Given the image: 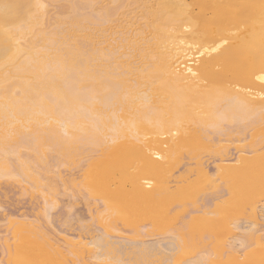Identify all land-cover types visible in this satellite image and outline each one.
Masks as SVG:
<instances>
[{
  "label": "bare ground",
  "instance_id": "bare-ground-1",
  "mask_svg": "<svg viewBox=\"0 0 264 264\" xmlns=\"http://www.w3.org/2000/svg\"><path fill=\"white\" fill-rule=\"evenodd\" d=\"M111 148L125 154L111 163ZM86 153L79 174L55 171ZM196 172L237 198L195 204L204 248L183 264H264V0H0V179L37 189L48 223L61 194L52 178H81L104 224L109 209L132 218L185 194ZM22 215L7 219L5 264H122L128 244L167 253L177 240L48 233Z\"/></svg>",
  "mask_w": 264,
  "mask_h": 264
},
{
  "label": "rangeland",
  "instance_id": "rangeland-1",
  "mask_svg": "<svg viewBox=\"0 0 264 264\" xmlns=\"http://www.w3.org/2000/svg\"><path fill=\"white\" fill-rule=\"evenodd\" d=\"M53 4H50L48 6L49 7L48 10H50V15H52V16H54L53 14L56 13V11L60 10L59 8H61V7H59L58 3H57L58 7H57L56 3H53ZM152 98H153L152 100H155L157 97L156 96H152ZM150 103H155V102L152 101ZM233 143L234 142H232L231 145H233ZM245 143H247V142H245ZM235 144H237V143H235ZM240 145H241V143H240ZM112 149H114V150H112ZM113 151H115V152L118 151V152H120V154H121V152H123L125 154V151L123 149L119 150V148H111V151L108 150V153L111 156L114 155L113 157L109 156V158L111 157L110 158V162L111 163H112V161L114 162L115 159L121 157V155L119 154V157L116 158V156H118V154H117V152L114 153ZM204 151H205V153H202ZM198 152L201 153L200 156H201V158L203 157L204 161H207L209 159V156H210V152L209 151H207L205 149H201V151L199 150ZM124 154L122 155L123 156L122 158H124ZM200 156H198V158H200ZM87 157L89 158L88 153L77 157L78 160H76V163L74 162V163L64 164L62 167H60V169H57L55 171H59L60 170L61 175L63 177L65 176L63 179L68 178L72 172L74 174H77V173L79 174L81 172L82 167L85 164V161H83V160H85ZM95 157H97V156H95ZM179 158H182V159H178L177 158L176 160H174L175 162L172 161V163L170 164V169L169 170H173L172 172L179 173V172H177L179 170L178 167L181 169L182 166H183L181 163L182 162L185 163L187 161V158H185V157H179ZM183 158H185V159H183ZM178 160H181L182 162L181 161L178 162ZM190 161L195 162L196 158H195V160L191 159ZM246 161L250 162L251 159L249 158V161L248 160H246ZM257 162H256L257 166L258 165L260 166V165L263 164L262 161H257ZM79 163H81V165H79ZM172 164H173V167H172ZM172 172L169 171V174H171ZM175 173H173V175ZM50 174H51L52 177L55 176L54 172L49 173V175ZM68 174H69V176H68ZM167 175H168V173H167ZM170 176H172V174ZM205 178H206V176H205L204 173H197L196 172L194 174V176H193V179L195 181H197V183H196V186L193 187V189L188 190L187 192H185V194L179 192V190H175L172 193L173 196H171V197L169 196L168 199H167V197H165L166 199L163 198L164 200L161 199L163 201H159V203L162 206L158 204V205H156V207L155 206H152V207L144 206L146 208L141 207L140 208L141 211L138 210V212H137L138 213L137 215L139 217L134 215V216H132V218L134 217L133 219L131 218V215L130 216L126 215L127 214V213H125V209L126 208H122L123 210L121 209V212L123 211L122 212L123 215L120 212L118 215H116V219L113 216L114 214L112 215V213H111L112 209H109V210H111V211H109L110 215H109V213L106 214L107 215V219H106V221L104 223L107 226L99 221L97 215H95L96 218L92 217V219H91L88 207L90 205H92V208L100 207L102 205L101 204L102 201L100 200V198L98 196L88 193L89 191L84 187L82 182L81 183L79 182V181H81L80 180L81 178H79V180L76 181V184H72V183H69V182L68 183L67 182H63V181H61L58 178H52V180L56 181L55 184L57 185V187L59 186L58 187L59 188L58 191L61 193V194L57 195V198H59L58 199V203H57L58 206H56V208H54V210H52L53 213H54V214L52 213V217H54L53 219H55V220L52 219L53 220L52 223H48V221H46V220H48V219H46L47 217L46 218L44 217L45 214L43 213V210H42L43 208L42 207H44L45 203H44V201L42 199V195H40V193L37 191V189H28V190L25 191L23 189L24 188L23 187L24 186V182L22 183L23 184L22 185V184H20L21 182H19L18 179H17V181H16V179H8V181L5 178L4 179H0V206H1L0 207V237H2V238H0V264H5V262H6V260H5L6 258L3 256L4 253H1V252L4 251V248H3L4 247V245H3L4 244L3 243V237L7 233L6 230L8 231V229H9V226H8L9 222L7 221V219H8L9 216H15V217L19 216V217H21L22 214H23L22 217L26 216L27 218H29L31 220H35V223H37L38 225H40L39 223H41L42 225L44 224L43 227L45 228V230H46V228L48 230L50 229L48 231V233L55 232L54 230L52 231V229L56 230V228L59 229V227H60L61 229H65V228L66 229L69 228L68 230L72 229L71 232L75 229L74 230L75 233H81L83 231L82 234H84V233H86L87 229L86 230H84V229L82 230V229H80L81 227L85 226L87 228L88 227L96 228V226H97V227H101V229H103L104 232H107V233L109 232L113 236H123V237H126L127 240L131 239L129 241L133 240V243L142 241L143 239H144L145 242L149 241V240H150L149 242H153V240L155 242L157 240H162L163 237H164L163 240L165 239V241L167 239L168 241L169 240H173L175 242V240L177 239L176 240L177 243L175 242L176 245L173 242L175 246L172 245V248H170L171 250L167 251L168 254L165 253L166 251L164 252L162 249L158 250V248H155L158 251H156L155 249H152V248L150 249L151 251L150 250L148 251V249L146 251V249L143 248L144 246L139 247L140 249L141 248L143 249V252L139 253L140 250L137 251V252H132L133 250H135L136 247L138 248V245L135 244L134 245L135 247H134L133 244H131L132 246L130 244H128L127 247L128 246L131 247V248L133 247L132 250L130 251L129 247H128V249L127 248L124 249L125 252L119 254L121 256V261L120 260L119 261L122 264H183L188 259L197 256L199 251H202L203 248H204L203 247V243H204L203 239H205V238H203V236H205V235H204V232L201 229L202 225L199 222H194V221L191 222L192 216H196L197 217V216H199L201 214H200V212H196V213H193L194 214L193 215L192 212L197 210V209H199L198 207L200 206L199 205L200 202H202V200H204L206 196L207 197L208 196L209 197H213V195H214V197H215L218 193H222V194L226 195V193L228 192L227 195L224 196V197H228V198H226L227 200L233 197V200H234V196H232V194H234V195L237 194L236 193L237 191L233 193L234 190L232 191V194L231 193L229 194V192L231 190L230 191L227 190V188H228L226 186L227 183H226V181L224 179L218 178L217 182L219 184L217 182H216V184L219 185V186L214 184V185H212L213 187H211V185H210L211 183H208L207 179L205 181ZM59 180H60V182H59ZM223 181H225V182H223ZM115 183H117V184H115L116 186H114V187H119L120 186L119 182L116 181ZM179 183L180 182H175L174 184L178 185ZM225 183H226V185H225ZM113 185H114V183H113ZM216 191H218V192H216ZM89 195H92V196H89ZM220 195L221 194H219L217 196H220ZM238 195H240V194H238ZM70 196H72V197L76 196L75 198H77V200H76L77 202H74L75 198H74V200H73V198L71 200ZM236 196L237 195H235V199L237 198ZM78 197L80 199H78ZM69 199L71 200L70 202L73 201L72 205H71L72 207H69L70 206V202L67 201ZM135 200L138 202V199H135ZM87 201L90 202V203L88 204ZM136 201H134V199H130V201H128V202L129 203H135ZM168 201H169V203H168ZM68 202H69V205H67ZM195 204H198L197 205L198 207H196ZM259 204H261V205L264 204V195L261 196V201H260ZM165 207H166V209H165ZM179 208L181 209L180 211H179ZM167 211H168V213H167ZM190 213L192 214V216H190ZM4 214H5V216H4ZM94 214H96V213H94ZM82 216H84V217H82ZM186 216H187V219H186ZM188 216H190V217H188ZM135 217H137V219H135ZM112 218L114 220H112ZM241 219H242V222H244V224H246V225L250 224V221L246 220L245 218L241 217ZM131 221H133V222H131ZM134 221H137V223L136 222L134 223ZM188 221H190L191 223H188ZM247 221H248V223H247ZM110 222H111V224H110ZM186 222H187V225L186 224L184 225V223H186ZM59 224H61V225H59ZM132 224H134V225H132ZM135 224H136V226H135ZM87 225H89V226H87ZM140 225H141V227H138ZM103 226H105L106 229L103 228ZM43 227L41 229L44 230ZM214 227L216 229V226H214ZM97 233H100V232H97ZM178 233H180V235ZM200 233L203 234V235H201ZM171 237L173 239H171ZM230 237H229V239L232 240L233 238L232 237L230 238ZM1 239H2V241H1ZM263 240H264V238H263ZM178 241H179V243H178ZM146 246H147V244H146ZM137 248H136V250H137ZM196 248H197V251H196ZM210 248L212 249V247H210ZM142 249H141V251H142ZM172 249H174V251H172ZM162 251H163L164 254L162 253ZM138 253H139V256H138ZM142 256H143V258L145 260L142 259ZM168 257H169V259H167ZM170 257L172 258V261H171ZM144 261H146V262H144Z\"/></svg>",
  "mask_w": 264,
  "mask_h": 264
}]
</instances>
